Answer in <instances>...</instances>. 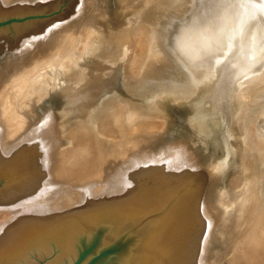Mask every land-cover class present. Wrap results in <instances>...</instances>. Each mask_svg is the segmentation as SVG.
I'll use <instances>...</instances> for the list:
<instances>
[{"label": "water", "instance_id": "water-1", "mask_svg": "<svg viewBox=\"0 0 264 264\" xmlns=\"http://www.w3.org/2000/svg\"><path fill=\"white\" fill-rule=\"evenodd\" d=\"M0 264H264V0H0Z\"/></svg>", "mask_w": 264, "mask_h": 264}]
</instances>
